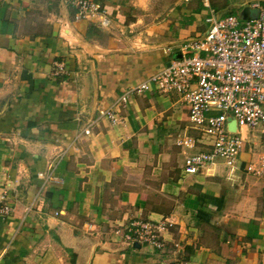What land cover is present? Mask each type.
Wrapping results in <instances>:
<instances>
[{
  "label": "crops",
  "instance_id": "1",
  "mask_svg": "<svg viewBox=\"0 0 264 264\" xmlns=\"http://www.w3.org/2000/svg\"><path fill=\"white\" fill-rule=\"evenodd\" d=\"M94 1L110 29L73 19L60 0H0V188L15 194L0 217V264H264L259 179L220 164L183 171L174 139L195 131L176 93L130 95L114 124L102 114L202 37L207 9L168 0L161 17L155 0ZM254 1L264 5L209 4L244 17ZM160 218L173 222L161 249L126 247L111 231Z\"/></svg>",
  "mask_w": 264,
  "mask_h": 264
},
{
  "label": "built area",
  "instance_id": "2",
  "mask_svg": "<svg viewBox=\"0 0 264 264\" xmlns=\"http://www.w3.org/2000/svg\"><path fill=\"white\" fill-rule=\"evenodd\" d=\"M60 1L72 9L73 19L111 28L107 9L96 1ZM200 3L208 11L204 35L180 45V57L170 59L145 81L123 91L102 114L114 124L128 96L152 88L176 93L186 104L187 119L195 131L174 139L183 153V171L204 173L220 164L225 175L232 177L242 168L259 179L264 199V5L250 3L255 10L250 16L218 17L209 0ZM55 67V73L63 70L60 64ZM243 128L251 136L247 140L241 133ZM258 146L262 152H257L255 161L242 159V154L256 152ZM14 197L11 188H0V217L11 215ZM172 226L169 218L134 219L116 224L111 231L126 247L137 243L161 249L165 246L163 235Z\"/></svg>",
  "mask_w": 264,
  "mask_h": 264
},
{
  "label": "rangeland",
  "instance_id": "3",
  "mask_svg": "<svg viewBox=\"0 0 264 264\" xmlns=\"http://www.w3.org/2000/svg\"><path fill=\"white\" fill-rule=\"evenodd\" d=\"M167 1V2H166ZM155 0V2L153 1V3H151V7H150V12H151V14H159V15H161V17L163 16V14L166 12V8H168V6H169V2H168V0ZM187 2V1H186ZM189 3V2H188ZM160 17V16H159ZM158 17V18H159ZM152 20H157V18L156 19H153L152 18Z\"/></svg>",
  "mask_w": 264,
  "mask_h": 264
},
{
  "label": "water",
  "instance_id": "4",
  "mask_svg": "<svg viewBox=\"0 0 264 264\" xmlns=\"http://www.w3.org/2000/svg\"><path fill=\"white\" fill-rule=\"evenodd\" d=\"M248 15L250 16L251 14L249 13ZM231 126H232V128H233V123H231ZM132 247H134V248H138V247H139V244H137V243H133V244H132Z\"/></svg>",
  "mask_w": 264,
  "mask_h": 264
}]
</instances>
